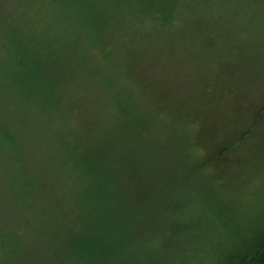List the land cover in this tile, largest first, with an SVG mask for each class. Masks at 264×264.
I'll return each instance as SVG.
<instances>
[{"label": "trees", "instance_id": "obj_1", "mask_svg": "<svg viewBox=\"0 0 264 264\" xmlns=\"http://www.w3.org/2000/svg\"><path fill=\"white\" fill-rule=\"evenodd\" d=\"M243 1L244 11L264 10V0ZM94 7L3 6L0 213L4 166L7 227L36 234L59 264H190L195 237L175 232L177 212L211 155L188 129L164 133L162 99L152 112L151 78L137 71L142 56L185 30L163 13L120 22L90 16ZM218 264H264V234Z\"/></svg>", "mask_w": 264, "mask_h": 264}, {"label": "rangeland", "instance_id": "obj_2", "mask_svg": "<svg viewBox=\"0 0 264 264\" xmlns=\"http://www.w3.org/2000/svg\"><path fill=\"white\" fill-rule=\"evenodd\" d=\"M94 1L90 16L103 12L120 22L150 24L163 13L185 30L160 43L166 50L142 56L137 71L151 78L144 101L152 112L162 99L164 133L188 129L192 143L199 150L205 145L211 155L210 168L195 170L185 187L174 230L195 237L187 249L190 264L225 261L253 235L264 234V10L244 11L243 0ZM45 2L0 0V13L3 6L10 12L12 6ZM5 183L3 166L0 264H59L36 234L13 236L7 227ZM171 230L167 226L166 233ZM11 236L15 245L7 246L5 237Z\"/></svg>", "mask_w": 264, "mask_h": 264}]
</instances>
